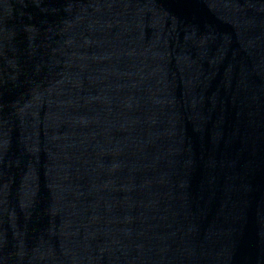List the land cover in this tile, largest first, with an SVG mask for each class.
<instances>
[{
	"label": "water",
	"instance_id": "obj_1",
	"mask_svg": "<svg viewBox=\"0 0 264 264\" xmlns=\"http://www.w3.org/2000/svg\"><path fill=\"white\" fill-rule=\"evenodd\" d=\"M0 264H264V0H0Z\"/></svg>",
	"mask_w": 264,
	"mask_h": 264
}]
</instances>
